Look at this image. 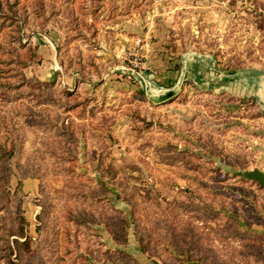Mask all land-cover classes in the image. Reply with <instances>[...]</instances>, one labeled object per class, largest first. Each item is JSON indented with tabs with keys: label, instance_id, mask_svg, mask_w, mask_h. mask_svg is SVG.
I'll use <instances>...</instances> for the list:
<instances>
[{
	"label": "rangeland",
	"instance_id": "obj_1",
	"mask_svg": "<svg viewBox=\"0 0 264 264\" xmlns=\"http://www.w3.org/2000/svg\"><path fill=\"white\" fill-rule=\"evenodd\" d=\"M19 5L26 16L21 36L36 58L25 69L23 97L0 88V111L18 118L23 135L9 143V189L22 184L25 233L37 252L22 264H163L142 249L158 230L155 218L175 241L191 233L205 264H264V186L241 174L264 171V0ZM192 52L242 71L254 80H247L255 83L251 95L193 84L176 85L168 96L159 91L169 66ZM62 88L80 104L74 110L49 100H63ZM66 126L78 138L70 144L72 173L60 158ZM78 190L100 201L75 198ZM124 194L133 205L120 199ZM112 207L127 213L126 241L113 239ZM16 208L12 202L0 214L13 218Z\"/></svg>",
	"mask_w": 264,
	"mask_h": 264
},
{
	"label": "trees",
	"instance_id": "obj_2",
	"mask_svg": "<svg viewBox=\"0 0 264 264\" xmlns=\"http://www.w3.org/2000/svg\"><path fill=\"white\" fill-rule=\"evenodd\" d=\"M24 10V6L19 5V0H0V30L6 31L5 35L8 38L6 43L0 44V72L2 74L1 78H3V81H0V88L4 89L6 97H8L10 90H14L18 95L15 99L23 97L26 91L24 87L29 83V77L25 74V69L33 64L36 58L34 46L30 41H23L21 36L26 22V16L23 13L21 14ZM60 92L64 95L63 100L50 96L49 100L53 104L63 108L64 111L74 110L80 105L71 102L70 98H67L72 95L70 91L62 88ZM252 99L254 100V98ZM261 115L264 116L262 112L258 111V116ZM62 133L66 141L62 156H58H61L60 158L68 163L62 165V169L67 173H72L75 158L70 144L76 143L78 138L69 126L63 128ZM13 140L23 142V135L20 136L19 134V120L14 118V115H6L0 111V213L10 211L12 202L17 204L13 218L0 214V264H22L25 255L34 256L37 252V248L32 247L31 239L25 233L26 220L22 214L21 201L18 196V193L22 191V184L18 183L14 192L9 189L14 173V167L11 163L14 150L10 148L9 143ZM17 167L21 171L22 166L17 164ZM94 195L96 194H88L84 190H78L74 197L95 204L100 201L101 197L94 198ZM119 197L129 205H133L130 196L124 194ZM111 210L117 218L114 217L111 220L110 231L113 239H116L117 242L126 241L123 229L126 221L125 214L127 213L114 207ZM68 220H72V218L68 217ZM155 222L158 230L154 233V238L149 240L146 237L143 240L142 249L145 252L160 258V262L163 264H193L192 262L195 261L197 264H205L203 262L204 255L199 252L197 241L191 233H187V240L181 238L175 241L165 221L155 218ZM59 234L61 233L59 232ZM173 240L176 242L175 244ZM76 256L85 258V255L79 252ZM57 260L62 262L64 258L62 255H58ZM232 264L242 263L232 260Z\"/></svg>",
	"mask_w": 264,
	"mask_h": 264
},
{
	"label": "crops",
	"instance_id": "obj_3",
	"mask_svg": "<svg viewBox=\"0 0 264 264\" xmlns=\"http://www.w3.org/2000/svg\"><path fill=\"white\" fill-rule=\"evenodd\" d=\"M171 64L172 66L174 65L173 62H169V65ZM247 80L248 78L244 76L242 71L222 68L212 56L192 52L188 55H183L178 60L176 68L169 66L168 70L163 74L159 91H167L166 95L168 96L172 94L176 85L193 84L215 92L249 96L255 83L249 84ZM250 80L251 78L248 81L250 82ZM143 81L145 82L144 78ZM147 82L145 85L151 84L150 81ZM248 86H251V89Z\"/></svg>",
	"mask_w": 264,
	"mask_h": 264
},
{
	"label": "water",
	"instance_id": "obj_4",
	"mask_svg": "<svg viewBox=\"0 0 264 264\" xmlns=\"http://www.w3.org/2000/svg\"><path fill=\"white\" fill-rule=\"evenodd\" d=\"M264 114V110L262 112ZM241 174L250 180H256L261 186H264V171L258 168L252 170H243Z\"/></svg>",
	"mask_w": 264,
	"mask_h": 264
}]
</instances>
